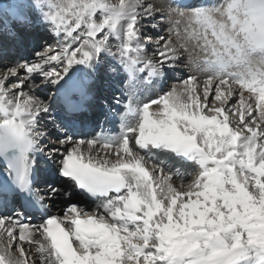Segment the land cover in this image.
Masks as SVG:
<instances>
[{"label": "snow or ice", "instance_id": "6c2138e0", "mask_svg": "<svg viewBox=\"0 0 264 264\" xmlns=\"http://www.w3.org/2000/svg\"><path fill=\"white\" fill-rule=\"evenodd\" d=\"M0 264H264V0H0Z\"/></svg>", "mask_w": 264, "mask_h": 264}, {"label": "rangeland", "instance_id": "374dc122", "mask_svg": "<svg viewBox=\"0 0 264 264\" xmlns=\"http://www.w3.org/2000/svg\"><path fill=\"white\" fill-rule=\"evenodd\" d=\"M179 74H181V73H176V74H174V75H176V76H179ZM173 81H169V84H171ZM123 86L122 85H120L119 83L116 85V88H122ZM116 88L114 89V91L113 92H115L116 91ZM158 90L159 89H157L156 88V86H155V84H153L150 88L149 87H147V86H144V87H142V90H139V95H140V97H141V99H145L146 97H148L149 95L151 96V94L150 93H152L153 95L152 96H155L156 95V93L158 92ZM109 92V91H108ZM106 92V96L108 97V100L109 101H111L112 100V97H113V92ZM123 92L126 94L127 93V88L126 87H123ZM108 93V94H107ZM147 93H149V95H147ZM121 94V92L120 91H117V92H115V95H117V96H119ZM145 96V97H144ZM144 97V98H143ZM192 171V169L191 170H189V172H191Z\"/></svg>", "mask_w": 264, "mask_h": 264}, {"label": "bare ground", "instance_id": "6f19581e", "mask_svg": "<svg viewBox=\"0 0 264 264\" xmlns=\"http://www.w3.org/2000/svg\"><path fill=\"white\" fill-rule=\"evenodd\" d=\"M7 1H8V0H2L3 3H6ZM214 2H215V0H214ZM190 70H191V71H194V69H185L186 72H187V71H190ZM179 75H181V74H179ZM141 86H143V85H141ZM114 89H115V88H114ZM114 89H112V90H110V91L113 92ZM110 91H109V92H110ZM109 92H108V93H109ZM111 92H110V93H111ZM115 92H117V91H115ZM108 93H107V94H108ZM147 95H149V93H147ZM152 95H153V94L151 93V96H152ZM149 96H150V95H149ZM144 97H145V96H144ZM144 97H143V98H144ZM189 170H191V169H188V171H189ZM93 206H94V205H93Z\"/></svg>", "mask_w": 264, "mask_h": 264}]
</instances>
